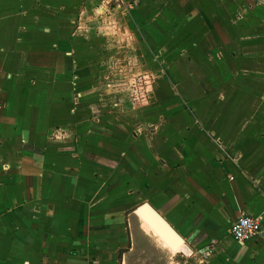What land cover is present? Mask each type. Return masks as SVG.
I'll return each instance as SVG.
<instances>
[{"label":"crops","instance_id":"crops-1","mask_svg":"<svg viewBox=\"0 0 264 264\" xmlns=\"http://www.w3.org/2000/svg\"><path fill=\"white\" fill-rule=\"evenodd\" d=\"M117 53L156 71L154 99L106 108ZM106 146L127 153V190L106 188ZM144 202L188 252L145 226L135 243ZM242 214L263 231L239 243ZM209 247L228 255L213 264H264V0H0V264H173Z\"/></svg>","mask_w":264,"mask_h":264},{"label":"rangeland","instance_id":"rangeland-1","mask_svg":"<svg viewBox=\"0 0 264 264\" xmlns=\"http://www.w3.org/2000/svg\"><path fill=\"white\" fill-rule=\"evenodd\" d=\"M123 52V51H121ZM125 52V56H127L128 54H130V52L128 51H124ZM119 53L114 55V60L115 62L112 63V68H110V66H106V76H110L108 78H112V76H115V81H111V85L112 86H108V88H114V89H118V91H115L114 94L112 95H107L106 98L104 99L105 102H107L108 107H106L107 109H110L113 107V110H116L118 108V106H114V105H118L119 103V99H125L127 98L128 103H137V105H143L144 103H147L149 101H151L152 99H154V90H155V82H156V78L158 77L156 75V71L151 72L149 70L143 71L142 73H140V71H137L139 73H134L136 68L140 69V65H142L141 63L138 64L137 61L135 59H133L132 64L127 62L126 65L122 64L119 65L117 60H120L119 57ZM124 56V54H123ZM128 57V56H127ZM133 57V56H132ZM135 63V64H134ZM131 64V65H130ZM130 67H133L132 71H130ZM141 70V69H140ZM143 70V69H142ZM108 84V83H106ZM108 91H106L107 93ZM157 98V97H156ZM155 98V99H156ZM159 99H161V97H159ZM173 103H179L178 99H174ZM112 105V107L110 106ZM159 105V104H158ZM115 108V109H114ZM160 109L161 106L159 107H153L151 110V112ZM139 110L141 112H138L137 114V119L139 120H143V118H141L143 116L144 113V107L139 108ZM143 112V113H142ZM153 116V115H152ZM154 117V116H153ZM137 133H141L142 131H140V127L139 125L136 128ZM108 148L109 154L106 155V158L108 159V156L112 157V161L114 166L117 169L116 175L119 177H115L116 175H112V176H108V172L113 171L112 169V161L110 159L106 160V165H105V170H106V174H105V185L106 188H125V190H127L128 188V180L124 179L122 180V172L123 170H127L126 167L128 165V158H127V153L126 155H124L125 157H123L121 151L117 150L116 151V147L115 146H106ZM110 157V158H111ZM115 158H119V159H115ZM124 158V159H123ZM109 164V165H108ZM112 170V171H111ZM133 214L132 212V208H130L127 212V214ZM134 230H136V234L137 237L134 238L135 243L138 244V246H140V243L142 245H144V240L147 238L148 241V236L149 233L147 231V227L145 226V224L143 225L141 221H136L135 223L132 224ZM147 228H145V227ZM149 230V229H148ZM150 231V230H149ZM151 234H153L150 231ZM137 241V242H136ZM108 243H111L108 241ZM133 243V240L131 239L130 236V229L125 232L122 233L121 235V244H122V251L121 253L125 252L126 250H128V247H130V245ZM107 246V244L105 243V247ZM237 246L239 245H234L232 243L227 245L228 249L231 248H237ZM108 247V246H107ZM125 248V249H123ZM152 248H155V245L152 244ZM225 256L227 255V251L224 250H218V248H213V247H209L206 251H202L194 256L191 257H187L186 255H184L183 253H178L175 255V263L173 261V264H213V262L215 263L216 260H218V262H220L222 260V258L225 259ZM168 260H170L169 262L172 261L171 256H167ZM92 262L96 261L95 259L91 260ZM187 261V262H186ZM144 264V263H142Z\"/></svg>","mask_w":264,"mask_h":264},{"label":"water","instance_id":"water-1","mask_svg":"<svg viewBox=\"0 0 264 264\" xmlns=\"http://www.w3.org/2000/svg\"><path fill=\"white\" fill-rule=\"evenodd\" d=\"M136 214L151 226L172 250H176L185 244V240L180 233L150 203L144 202L141 204L136 209Z\"/></svg>","mask_w":264,"mask_h":264},{"label":"built area","instance_id":"built-area-1","mask_svg":"<svg viewBox=\"0 0 264 264\" xmlns=\"http://www.w3.org/2000/svg\"><path fill=\"white\" fill-rule=\"evenodd\" d=\"M261 218L242 214L231 226V235L239 243L259 235L262 232Z\"/></svg>","mask_w":264,"mask_h":264},{"label":"bare ground","instance_id":"bare-ground-1","mask_svg":"<svg viewBox=\"0 0 264 264\" xmlns=\"http://www.w3.org/2000/svg\"><path fill=\"white\" fill-rule=\"evenodd\" d=\"M138 215V214H137ZM139 216V215H138ZM139 218L141 219V221L143 222V224H145V226L156 236V237H158L160 240H161V242L167 247V248H169L171 251H173V252H178L179 250H184V251H186V252H188L186 249H185V247H184V245H182V246H180L179 248H177L176 250H172L171 248H170V246L157 234V232L155 231V230H153V228H151V226H149L140 216H139ZM190 254V253H189Z\"/></svg>","mask_w":264,"mask_h":264}]
</instances>
